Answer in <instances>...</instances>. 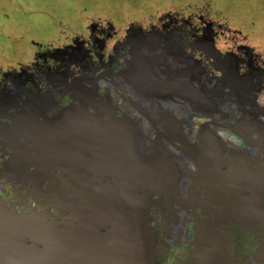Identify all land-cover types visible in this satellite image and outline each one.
<instances>
[{"label":"rangeland","instance_id":"obj_1","mask_svg":"<svg viewBox=\"0 0 264 264\" xmlns=\"http://www.w3.org/2000/svg\"><path fill=\"white\" fill-rule=\"evenodd\" d=\"M172 18L183 22L189 31L193 27L191 25L200 24V27L204 29L203 35L209 34L211 29L217 32L222 31V33H218L219 37L215 38L218 49L237 50L239 46L245 45L248 47L247 50H251L260 57L264 55V0H0V78L11 81L7 85H0V116H5V111L12 108L11 115L17 122L14 129L22 131L19 136L24 138L23 146L18 145L22 150L13 149V154L11 153L12 156L10 154V159L7 160L8 165L6 163L3 171L9 176L15 174L22 177L23 181L17 182V184L23 185L25 190H20V193L22 195L29 193L27 196L29 198L35 197L36 203L26 202L28 210L19 214L20 216L30 210H35L38 213H50L59 222L61 217L64 219L68 215L76 203L77 197L69 195H73L75 186L81 185L80 187L87 188L88 178H101V182H96L95 185H104L103 187L107 189L106 192H110L117 187L116 182L118 183L120 179H127V176L131 178L132 171L137 176L143 171L154 170L156 172L154 177L159 180V185L152 187L151 184H148L149 189H163L162 194L159 193L148 198L145 205L149 213L151 233L157 239L156 245L152 247L154 264L166 262L170 264L171 256L165 258L166 254L164 255L162 252L166 250V244L180 245V243L184 244L182 242L184 240L191 241L192 245L188 246L185 251L188 255L179 256V264H215V260L219 256L215 247L220 246V241H231L227 234L231 230L228 229L229 223L249 226L251 222L248 221V216H245L244 212H231L233 209H228L226 217L224 216L226 210L223 209L217 211V214L207 215L205 212L196 211V201L194 203L188 200L187 191L195 189L193 185L196 186L201 175L205 173L198 174V171L195 172L196 169L191 170L193 166H201L207 155L205 145H199V143L202 144L206 139H212V137L201 131V127L197 129V124L202 118L197 119L192 116L197 111L195 108L197 104L190 101V96L186 93L188 88L185 85L187 80L191 86H194V89L196 88V91L203 87L206 88L208 75L202 71L197 60H192L197 57L198 51H194L192 55L183 54L182 61L187 63L192 60L193 63L188 65V70H185L186 74H183L185 77L183 85L179 84L180 86H178V90L183 86L181 91L183 95L180 94L181 97L172 99L170 86L174 82L161 69L154 70V67L159 63L153 65L155 58L147 50V45L150 44L154 47L158 42V46H163V51L171 55L175 52L172 42L174 38L169 36L160 42L159 39L156 40V36L155 39L148 34H139V39H145L147 43L140 40L138 44V40L136 42L132 36L133 34L138 35L139 32H134L138 28L146 29L150 24L168 21ZM97 24L114 30L116 36L128 26H132L127 28L129 31L131 30V35L127 39L137 50V53L132 51L134 57L130 54V62L125 64L127 68L124 71L119 73L115 69L109 73L108 70H102L109 78L112 76L111 80L113 81L112 84L106 83L104 87H100V76L103 73L99 72V68L90 69L88 67V76H86L84 70H81L78 65L83 64L84 66L87 63L86 56L83 54L85 46H87L86 42H88L86 35ZM226 41L228 43L224 45ZM169 43L172 45L170 46ZM196 43L200 47V37ZM208 43L211 45L210 40L206 38L205 46L207 48L210 46ZM44 51L48 54L45 56H50V62L57 64L58 70L54 73H52L53 70L38 73L37 77H42V82H36L38 79H34L36 86L28 88L21 84V80L24 77L30 78L29 72L32 64L41 62V54ZM208 57L211 58L210 55ZM72 58H80V60L71 62ZM148 59L152 60L151 64H148ZM230 60L232 61L231 58H226L225 61L228 62L226 65L232 67L233 63L231 64ZM218 64L225 65L223 62ZM73 85L74 90H72ZM60 96H65L68 100L66 106L58 105ZM122 97H127L126 99L129 100L124 107ZM38 106L44 108L40 112H35V108ZM247 106L245 105V107ZM31 110H34L32 114H30ZM118 112H121L122 116H118L116 114ZM177 112L186 114L178 118ZM88 115L100 116V119H95L100 123L103 121L123 123L124 129L134 130L133 135L136 130L137 137L133 139L130 153H134L138 159L140 153L137 148L144 140L147 145L145 151L155 148L153 168L142 166L143 171H141L137 170L139 169L137 167L135 170V166L134 169L130 166L131 168H127V171L125 170V173L117 179L116 172H114L116 168L111 165V163H116L117 156L114 158L110 153L103 157L94 155V150L104 151L90 143V141L98 139V136L96 135L95 138L92 132H88V123L91 124L93 120ZM12 117L10 118L13 120ZM182 118L183 120H180ZM171 123L178 125L180 123V126L177 129V126H172ZM0 126H4V124H0ZM37 126H42L49 132L53 130L52 128L61 131L57 133L58 136L52 135L55 139H59V137L70 139L64 141L60 147H58L59 143H56L54 147L51 146L52 148L43 151L44 155L39 160L41 161L39 164L36 163L38 153H35L33 149V142L27 141V137L23 135V132ZM64 126L69 131L62 132L61 128ZM218 132L223 134L222 131ZM82 137L88 138V149L79 153L74 150L73 145ZM223 137L225 138L219 139L223 140L221 150L227 144L228 139L236 141L237 144L240 143L235 138V134H224ZM170 143H174L177 148L171 147ZM151 144L153 145L150 149ZM161 147H166L169 152L172 151L177 155L172 157L174 160L173 167H171L172 172L168 173L169 175L166 177H164L166 166L164 160L163 162L161 160L163 159V154L160 152ZM211 160L212 162L217 160V163L222 167L223 159L218 155L212 156ZM94 162L102 163V174L91 175L88 171L82 172L83 167L87 170L88 164ZM146 167L147 169H145ZM178 176L179 180H177ZM191 176L194 179H189ZM17 178L19 179L17 181L21 180L19 177ZM139 178L141 179L137 184L136 179L129 182L130 185H137L135 189L131 187L125 190L133 194L142 193L143 191L138 189L146 177L140 175ZM74 179L81 181L72 182ZM209 182L216 189L215 186L218 183L216 179L204 178L203 182L198 184L197 190L202 183L209 184ZM32 189L35 193L30 194ZM168 190L171 195L166 192ZM144 191L148 193L147 189ZM186 201L189 203H185ZM156 202L160 214L155 213ZM251 205L254 208L248 206L244 210L247 209L248 215L253 213L257 217L258 220L252 223L256 228H259L260 232L264 233V219H260L263 217L260 211H264V207L261 209L257 208V205ZM57 206L60 207L61 212ZM124 209L127 210V206H124ZM193 212H195L196 218L192 214ZM163 213H166V217ZM180 217L185 219L184 228L180 231V238L176 239L175 234H169L166 237L162 231L166 222L170 227H174L177 218ZM189 221L194 222L191 224L193 230L189 227ZM59 226L61 227V225ZM192 233L194 236L190 238ZM237 243L240 247V243L238 241ZM25 244L29 246V241ZM42 245L41 243L35 246L36 250L37 252L40 250L41 255L47 257L50 248ZM211 248H214L213 254ZM58 251L59 248L54 247V254ZM173 252L175 253V250ZM136 253L137 251H131L127 261H133ZM241 258L245 259L244 256Z\"/></svg>","mask_w":264,"mask_h":264},{"label":"water","instance_id":"obj_2","mask_svg":"<svg viewBox=\"0 0 264 264\" xmlns=\"http://www.w3.org/2000/svg\"><path fill=\"white\" fill-rule=\"evenodd\" d=\"M231 68H233L231 65L225 64L219 70L221 72V79L222 81L224 79L225 82L224 86H227L236 97V118L231 119L229 111L224 108L225 100L222 96L221 86H214L213 92H210L205 87L196 91V88L194 89V86H191L187 82L185 85L188 88L186 93L190 96V101L197 104V107H195L196 112L210 117L212 120L207 125H203L201 131L206 132L213 140L208 138L203 142L204 144L199 143V145H205L206 150L210 147L215 149V151L221 149L223 140L220 141V138L214 137V129L221 130L223 134H225L226 130L227 132H231V134L235 133L241 139L244 146L249 145V149L247 150H238L225 144L223 149L228 150V152L225 154V157H221L223 159L221 164L228 167L226 162H229L230 157L234 159L235 157L238 158L233 160L235 170H233L232 175L236 179L238 175L245 174V171L241 172V168L247 170L249 180L245 183V189L251 190L255 195V197L251 195L248 200L251 201V204L255 202L254 205L262 209L261 202L264 201V121L261 120L262 110L255 103L253 104V98L243 91L246 84L245 80L242 81L241 78L235 77L237 78L236 84H231V77H234V72ZM178 86L174 84L170 86V96H172V99L183 95L181 93L183 86L179 87V90ZM246 103L250 105V108H245ZM43 108L38 106L35 108V112H40ZM33 112L34 110H31L30 114ZM88 116L93 119L91 124L88 123V132H92L95 138L96 135L98 136V139L92 140L90 143L92 146H97L104 151L97 152L94 150V155L103 157L110 153L114 158L117 156L116 163H111L116 168L114 172H116L117 179L125 173V170L127 171V168L130 169L135 166V170L137 167L139 168L137 170L141 171H143L141 169L142 166H147L149 169L153 168L156 153L154 151L155 148L151 149L153 144L150 145V151H145L147 145L142 140L137 148L138 153H140L138 159H136L134 153H130V149L133 147L134 135H137L136 130L133 135L132 132L134 130L124 129L123 123H111L110 121L100 123L95 120L100 119V116ZM171 124L172 126H177V129L180 126V123L179 125L176 123ZM52 129L49 132V130L43 129L42 126H37L32 130L23 132V135L28 139L27 141L33 142L35 153H38V156L36 155L37 162L35 160L37 164L41 162L39 160L44 155L43 151L54 147L56 143H59L58 147H60L64 141L70 140L61 139L60 137L59 139L53 138L55 134L57 135L61 131ZM61 130L62 132L69 131L65 126ZM137 132L140 131L137 130ZM169 145L177 148L174 143H170ZM154 147L156 146L154 145ZM166 147H161L160 151L163 154V159L161 160L162 162L164 160L166 166L164 177L172 172L171 167H173L174 163L172 157L177 156L172 151L169 152V148L167 147L168 149H166ZM73 148L76 152H85L88 149V138L82 137L74 143ZM205 158H207V155ZM240 159H243V161L247 160L246 162L244 161L245 164L240 166L234 162ZM215 165V168L220 166L218 163ZM220 170L222 168L216 170L215 174L217 176H222L226 172H219ZM87 171L91 175L102 174V163L98 162L97 164V162H94L93 164H88L87 170L83 167L82 172L86 173ZM132 172L135 175L134 171ZM133 175L131 178L127 176V179H120L118 183L115 181L117 187L110 192H106L107 189L103 187L104 185H95L96 182H101V178H88L87 188L84 186L80 187L81 185L75 186L73 195L69 196H76V203L64 218L65 220L61 217V221L59 222L50 213H38L35 210H30L20 216L15 212L5 210L3 208L4 205H0V264H154L152 260V247L156 245L157 239L151 233L149 213L145 205L148 198L159 193L162 194L163 189H149L148 184H151L152 187L159 185V180L154 177L156 175L154 170L143 171L142 174H137L135 177ZM140 175L146 177L140 183L138 189L143 192L133 194L125 190L131 187L135 189L137 185H130L129 182L132 179H136L137 184L138 181L140 182ZM78 181L81 180L74 179L72 182L76 183ZM82 181L85 180L82 179ZM232 184L239 186V180H234ZM145 189L148 190V193L144 191ZM240 191H243V188ZM166 192L171 195L169 190ZM187 197L188 200H191L190 191H187ZM185 203H189V201ZM124 206H127L128 209H124ZM154 206L156 208L155 213L160 214L157 202ZM197 206L201 208V211L203 210L202 206L198 204ZM251 207L254 208L252 205ZM59 208L57 206V209L61 212ZM243 209H245L244 205ZM260 213L263 215L260 218L262 220L264 219V211H260ZM163 214L166 217V213ZM192 214L196 218L195 212ZM250 217L254 219L252 222L258 220L253 213L250 214ZM184 220L182 217L177 218L174 227H170L166 222V226L162 229L165 236L175 234L176 239L180 238V231L184 228ZM27 241H29V246L25 244ZM41 243L50 248L47 257L42 256L40 250L38 252L36 250L35 246ZM54 247L59 248L58 253L54 254ZM131 251H137L134 259L136 260L135 262H133L134 260L127 261Z\"/></svg>","mask_w":264,"mask_h":264},{"label":"flooded vegetation","instance_id":"obj_3","mask_svg":"<svg viewBox=\"0 0 264 264\" xmlns=\"http://www.w3.org/2000/svg\"><path fill=\"white\" fill-rule=\"evenodd\" d=\"M160 21V20H159ZM193 26L191 30L189 31L184 26L183 22L175 20L172 18L168 21L163 22H156L153 24H150L148 28L146 29H140L138 28L137 31L139 32L138 35L133 34L132 36L135 38L136 42L138 40V44L140 43V40L142 42H146L145 39H139L140 35H150L153 36L156 40L166 39L169 36H172L174 40L172 41L175 46V52H173L171 55H168L167 52L163 51V46L157 45L152 47L150 44L147 45V50L151 52L153 57L155 58L154 64L159 63L157 66L154 67V70L161 69V71H164L165 75H168L172 80L174 85H183V81L185 80V77L183 74L185 73V70H188V65L192 64V60H197V64L202 67V71L204 73H207L208 80L206 89L210 92H213V87L216 85H219L222 87V96L225 100L224 108L229 111V117L231 119L236 118L237 116V105L235 103L236 97L234 94L231 93V90L224 86L225 82L224 79L222 81L221 79V72L219 70V67L222 65L218 64L220 62H223L224 64L228 63L226 62V58H231L230 63H233V68H231L234 72V77H231L232 85H235L237 82V78H241V80H245L246 84L244 85L243 91L247 93L249 96L253 98V103H257L256 105L261 108V120L264 121V55L260 57L258 54L252 52L251 50H247V46H239L237 50L232 49H224L221 50L216 47L215 38L219 37L222 31H214L213 29L209 30V34L203 35V27H200V24L191 25ZM201 28H199V27ZM132 27V26H128ZM127 27V28H128ZM215 27V26H214ZM125 29L123 32H120L119 35L116 36V32L114 30H110L108 27L104 28L102 25H95V27L92 30H89L87 32L88 35V42L87 46H85V50L83 51V54H85L86 64L83 66V64H78L81 70H84V74L88 76V67L90 69L93 68H99V72L103 73L102 70H108L109 73L115 71V69L120 73V71H124L126 67L125 64L130 62L131 55L134 57L133 52L137 53V50L133 48L132 42L129 41L127 38L129 35H131V30ZM109 31V32H108ZM122 31V30H121ZM152 32V33H150ZM154 34V35H153ZM138 36V37H137ZM156 36V37H155ZM200 37L201 45L200 47L197 45L196 40H198ZM203 37V39H202ZM209 39L211 42L208 43L210 46L207 48L205 46V39ZM203 40V41H201ZM212 40V41H211ZM166 40V44H167ZM171 42V41H170ZM230 42V41H229ZM228 41L224 42V45H227ZM170 46L172 45L169 43ZM168 45V44H167ZM71 48V47H70ZM207 48V52H206ZM239 49V50H238ZM39 51V50H38ZM133 51V52H132ZM194 51H198L197 57H194L189 62L182 61L183 54H194ZM86 52V53H85ZM176 53V54H174ZM207 53V54H206ZM131 54V55H130ZM48 55L45 53V51L41 54L42 60L39 63L32 64V67L30 68V78L24 77L21 80V84H24L28 88H34L35 80L38 79L36 82H42V77H37L38 73L45 72L47 70L54 73L56 70H58L57 64H53L50 62L49 57L45 56ZM50 55V54H49ZM95 55V56H94ZM208 55L211 56L208 57ZM253 55V56H252ZM96 57V58H95ZM208 57V58H207ZM82 58V56H81ZM73 60L71 62H76L77 60H80V58H72ZM149 60V59H148ZM152 60L148 61V64H151ZM218 62V63H217ZM151 68V66H149ZM73 70V67H72ZM111 72V73H112ZM183 77V78H182ZM169 78V79H170ZM112 76L109 78L106 73H103L100 76V87H104L106 83L112 84ZM6 79L0 78V85H7L8 82ZM227 81V80H226ZM11 82V81H10ZM186 80V84H187ZM205 86V83H204ZM74 85L72 87V90H74ZM31 90V89H30ZM110 90V89H109ZM108 91V90H107ZM195 92V90H194ZM103 93V92H102ZM113 94V93H112ZM127 97H122V105L123 107L126 105L125 103L129 100L126 99ZM21 101V100H19ZM68 104V100L65 96H60L58 99V105L59 106H66ZM248 105L247 103L245 104ZM245 108H250V105H248ZM125 112V109H123ZM191 110V109H190ZM259 110V112H260ZM88 111V110H87ZM255 113V111H253ZM251 112V113H253ZM12 108H8L7 111H5V116H0V124H4V126H0V205H4L3 208L9 212H15L17 214H21L24 211L28 210L27 203L29 202L31 204L36 203L35 197H27L29 196V193L27 195H22L20 193V190H25L23 188V185L17 184V182L23 181L22 177L12 174V176H9L7 173L3 171V167L8 165V159H10V154L13 152V149L19 148L18 145L23 146L24 144V138L21 136V132L18 129H14V125L17 124L16 121H14V118L12 117ZM193 113V112H192ZM118 116H122L121 112L116 113ZM185 116V112H177L176 116L180 118L179 116ZM194 114V115H193ZM192 116L196 117L197 119L202 118L199 123L197 124V129H200L203 125H207L209 122H211V118L207 116H202V114H199L198 112L193 113ZM106 115V114H105ZM188 115V114H187ZM145 116V115H144ZM12 117L13 120L10 118ZM146 117V116H145ZM180 120H183L180 119ZM193 123V121H192ZM6 126V127H5ZM192 129V126H191ZM191 131V130H190ZM221 131L219 129H214V137L222 138L224 134H220ZM229 132V131H228ZM227 130L224 132L225 134H231V132L228 133ZM233 135L235 133H232ZM236 135V134H235ZM134 137L136 138L137 135L135 134ZM237 141L240 143L237 144L236 141L228 139L227 144H229L230 147L243 150V149H249V145H245L241 142V139L236 135L235 137ZM192 142V141H191ZM195 142V141H194ZM231 148V149H232ZM207 158H204V163L201 164V166H193L192 171L194 169L195 172L198 171V174H202L199 182H197V185H193L195 189L190 190V199L191 202L193 201L196 204L202 206L203 210L201 211V208L197 206L196 211L199 210V212H205L207 215L217 214V211L220 210H226L224 216H228V209H233L231 212L234 213H242L243 212V205L245 207L251 206V201L248 200L251 195L255 197L254 193L251 192V190H246V182L249 180V176L247 173V170L245 168H241V172L245 171V174L238 175L235 179L232 175L233 170H235L233 160L238 159L237 157L232 158L230 157L229 162H226L228 164V167L224 166H217L215 160L212 162L211 158L212 156L218 155L220 158L225 157V154L228 152L226 149H219L216 150L212 149L211 147L206 150ZM217 154H216V153ZM13 154V153H12ZM11 154V156H12ZM218 160V159H217ZM216 160V161H217ZM247 160V159H246ZM246 160H244L246 162ZM243 159L234 161L238 165L245 164ZM190 162V161H189ZM222 168L219 172H225L222 176H217V174H214L217 169ZM239 169V168H238ZM187 170V167H186ZM229 171V172H227ZM15 175V176H14ZM17 177H19L21 180H19ZM246 177V179H245ZM204 178H212L217 179L218 183L215 186L216 189H214L211 185V182L209 184L202 183L198 188V184L203 182ZM189 179H194L193 176H191ZM245 179V181H243ZM177 180H179V176L177 177ZM234 180H239V186L233 185L232 182ZM211 181V179H210ZM228 182V183H227ZM15 186V187H14ZM17 187V189H16ZM19 188V189H18ZM210 190H208V189ZM243 188V191H240V189ZM32 193H35L33 191ZM200 196V197H199ZM230 199V200H229ZM246 202H245V200ZM239 203H242L239 205ZM255 202L253 203V205ZM261 207H264V201L261 202ZM36 208V207H35ZM22 209V210H21ZM263 209V208H262ZM36 210H38L36 208ZM39 211V210H38ZM252 212V211H251ZM246 214L245 216H248V221H250V225H237V224H230V227L228 229H231L230 232L227 234L229 235L231 241L224 242L220 241V246L215 247V250L218 251L219 256L215 260V264H264V233L260 232L254 226L252 223V219L250 217V214H247V209L244 211ZM190 229H194L191 224H194L193 221L188 222ZM196 227V225H195ZM226 228V225H224ZM227 229V228H226ZM256 230V231H254ZM264 230V229H263ZM237 232V233H236ZM195 234L196 231H195ZM194 233L190 236L193 237ZM238 236V237H237ZM235 237H237L235 239ZM233 238V239H232ZM194 239V238H193ZM237 241L240 243V247L237 245ZM184 244L180 243V245L177 244H166L165 247L166 250L162 251L164 255L166 254V257H170V264L177 263L179 264V258L188 255L187 247L192 245V242L189 240L182 241ZM212 249V254L214 253V248ZM175 250V253L173 252ZM191 250H193L191 248ZM221 255H223L221 257ZM244 256L245 259L241 258V256ZM180 256V257H179ZM244 260V261H243ZM164 264H167L164 263Z\"/></svg>","mask_w":264,"mask_h":264},{"label":"crops","instance_id":"obj_4","mask_svg":"<svg viewBox=\"0 0 264 264\" xmlns=\"http://www.w3.org/2000/svg\"><path fill=\"white\" fill-rule=\"evenodd\" d=\"M254 103H255V102H254ZM254 103H253V104H254ZM255 104H257V103H255Z\"/></svg>","mask_w":264,"mask_h":264}]
</instances>
